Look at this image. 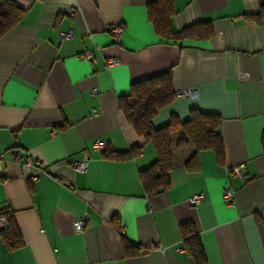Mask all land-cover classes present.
<instances>
[{"label":"crops","instance_id":"0c3cea01","mask_svg":"<svg viewBox=\"0 0 264 264\" xmlns=\"http://www.w3.org/2000/svg\"><path fill=\"white\" fill-rule=\"evenodd\" d=\"M14 1L25 10L0 37V211L12 214L23 243L9 248L0 230V264H197L180 232L188 223L203 264H264V11L251 18L260 0H173L174 29L201 21L213 29L181 42L157 36L146 16L151 0ZM164 71L176 96L152 124L172 114L185 120L191 107L219 113L224 160L203 150L188 167L194 148L174 147L169 188L148 196L138 170L155 149L117 98ZM188 89L196 95L182 94ZM97 137L106 148L94 146ZM134 146L142 148L133 158L102 155ZM81 160L85 171L71 168ZM239 165L242 175L230 172ZM226 185L233 205L222 196ZM194 194L202 199L191 205ZM123 239L141 251L124 256Z\"/></svg>","mask_w":264,"mask_h":264},{"label":"trees","instance_id":"16d2710c","mask_svg":"<svg viewBox=\"0 0 264 264\" xmlns=\"http://www.w3.org/2000/svg\"><path fill=\"white\" fill-rule=\"evenodd\" d=\"M24 10L14 0H0V37L19 22ZM263 11L264 0H260L258 12L251 14V18L259 20ZM174 13L173 0H151L146 5L147 19L162 40L181 42L189 38H208L213 34L209 21L174 29L171 25ZM175 96L171 73L164 71L132 81L129 92L117 98V107L126 122L143 137V143L150 142L155 149L154 161L146 168L138 170L142 191L148 196L169 188L174 147L194 148V153L186 161L188 167L198 164L199 153L203 150L213 151L217 163H222L224 160V142L221 132L223 118L219 113L191 107L185 120L172 114L164 125L155 127L152 124V118L157 110L168 105ZM261 145L264 150V131L261 136ZM141 148L142 146H134L125 151L103 150L102 155L111 159H128L136 156ZM1 214L5 216L7 225L0 230L8 247H18L23 240L12 214L0 211ZM180 232L185 251L197 264H203L205 258L196 228L189 223L183 224ZM122 248L124 256H134L141 251L140 246L126 239L122 241Z\"/></svg>","mask_w":264,"mask_h":264},{"label":"built area","instance_id":"2783aa9c","mask_svg":"<svg viewBox=\"0 0 264 264\" xmlns=\"http://www.w3.org/2000/svg\"><path fill=\"white\" fill-rule=\"evenodd\" d=\"M123 31V28L122 27H113L112 29V32H113V36H114V39L117 40L119 38V36L121 35ZM71 37V31L70 30H67V31H62L60 33V40H64V39H67V38H70ZM82 55L86 58H90L92 57V51L88 48V47H84V50L82 52ZM116 61L114 59H111L109 60L107 63L108 65L110 64H113L115 63ZM184 95L186 96H190V97H193L196 95V92L194 89H188L186 91H183ZM108 140L107 139H104V138H101V137H97L95 140H94V146L98 149H104L106 148L107 144H108ZM3 156V153H0V157ZM16 159L15 160H20V156L19 155H15ZM22 165L23 166H31L32 163L30 161V159L28 158L26 161L22 162ZM71 165V168L76 170V171H85L86 167H87V161L85 160H81V161H71L70 163ZM241 167L242 165H239V166H232L229 168L230 172L234 173V174H237V175H242V172H241ZM222 196L224 198V200L226 201V203L230 204V205H233L235 203V192L234 190L227 186L224 188L223 190V193H222ZM202 197L200 194H194L192 195L190 198H188V203L191 204V205H194V204H197L201 201ZM87 218V215H85L81 220H78L74 223V227L77 231H81L84 229L85 227V220ZM7 225V222H6V218L3 214L0 215V228H3Z\"/></svg>","mask_w":264,"mask_h":264}]
</instances>
